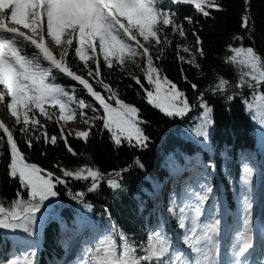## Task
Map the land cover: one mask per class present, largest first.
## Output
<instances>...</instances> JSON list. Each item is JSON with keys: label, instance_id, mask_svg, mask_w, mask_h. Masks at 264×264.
<instances>
[{"label": "snow or ice", "instance_id": "obj_1", "mask_svg": "<svg viewBox=\"0 0 264 264\" xmlns=\"http://www.w3.org/2000/svg\"><path fill=\"white\" fill-rule=\"evenodd\" d=\"M181 4L194 6L204 17L212 10H223L219 0H0V104L15 118L27 148H33L34 140L52 146L63 141L68 153L80 155L69 143L63 123L73 119L78 110L89 127L74 135L85 143L97 128L101 139L107 131L116 149L125 144L148 149L152 142L146 131L149 121L142 118L140 108L122 99L119 88L102 74L104 67L118 68L139 86L137 94L147 104L180 124L186 143L178 157L190 165L184 168L190 176L184 185L183 206L175 190L161 204L159 184L151 192H141L139 212L154 215L155 223L147 232L146 242L137 243L113 220L110 205H103L97 216L88 195L106 184L113 200H118L120 193L128 191L124 174L133 166L145 167L139 156L133 164L107 173L89 164L69 168L57 163L55 170H49L29 162L15 135L17 129L0 119V161L7 158L6 175L17 184L11 199L0 197V229L17 234L20 248L0 264H40L38 228L49 214L63 230L66 247L83 240L76 258L64 264H264V186L257 233L254 167L245 163L242 169L243 190L232 227L234 239L225 260L220 258L219 207L207 209V218L202 221L205 206L216 191L212 184L216 163L211 157L204 162L198 155V150L212 151L216 121L207 93L223 95L228 102L240 97L252 121L258 123L264 143V54L254 46H245L244 35H235L232 39L239 46L229 43L231 55L225 58V63L234 66L235 82L214 71L215 82L201 90L183 68L187 63L201 69V77L205 75L198 60L205 57L203 39L194 31L195 46L176 45L183 80L196 94L195 103H191L187 91L163 74L156 63L165 58L171 36L188 35L175 10ZM249 12L250 7L241 17V28L252 39L255 22ZM184 19L194 23L192 16ZM70 53L83 62L85 74L73 69ZM129 65L139 69L143 81L128 70ZM59 79H66L67 84L57 82ZM193 111L198 114L185 125L183 121ZM41 116L45 121L54 120L58 135L48 133ZM37 125L43 129L38 136L30 131ZM191 152L197 155H188ZM173 156H177L175 149ZM73 181L90 184L74 190L70 186ZM62 191L69 198V218L55 211Z\"/></svg>", "mask_w": 264, "mask_h": 264}, {"label": "trees", "instance_id": "obj_2", "mask_svg": "<svg viewBox=\"0 0 264 264\" xmlns=\"http://www.w3.org/2000/svg\"><path fill=\"white\" fill-rule=\"evenodd\" d=\"M219 2L223 10H212L209 17H204L197 13L192 5L181 4L175 6V10L178 12V21L183 22L184 29L188 35L186 38H181L178 35L171 36L172 45L167 48L165 58L162 62H156L157 66L162 69L163 74L177 83L181 89L187 91L191 103H195L196 94L190 88V85L183 80V75L180 71L181 63L177 59L176 45L189 43L195 46L194 31H198L203 39L205 57H198V60L205 75L201 77L199 75L201 69H197L187 63L183 64V68L184 74L188 76L189 80L197 83L201 90L209 83L215 82L214 71L235 82L234 66L225 63V58L231 55L227 45L233 43L235 46H239V42L232 39L235 35H244L245 46H254L259 52L264 54V0H250V3H246V0H219ZM249 7L250 12L248 14L255 22L254 28H252L251 24L249 25L252 28V39H249V33L241 28V17L245 14V9ZM186 16H192L194 23L188 24L184 19ZM180 54L186 55L183 52ZM69 63L75 71L81 75L85 74L83 62L74 57V53H70ZM128 70L139 74L143 81L142 73L135 66L129 65ZM102 74L107 79V82L119 88L121 98L140 108L142 118L149 121L146 131L151 136L152 142L148 149L140 150L129 147L127 144L116 149L110 143L107 131L103 133V139H101V134L97 128L92 130L88 142L85 143L82 138H77L74 135V130L67 129L64 126L66 133H68L69 143L80 154L74 157L67 152L63 141H58L57 145L52 146L50 144L45 145L42 141L37 142L34 140L33 148L29 149L25 146L24 140L20 139L19 126L15 128L17 129L15 135L21 150L25 152L29 162L38 163L41 167L49 170H55L54 165L57 163L69 168L89 164L97 166L102 172L107 173L113 169L119 170L133 164L134 158L139 156L145 167L140 169L133 166L131 171L124 174L122 179L128 191L120 193L118 200H113L112 192L106 184H102L99 192L89 194L88 200L95 205L97 216L100 215L103 205H110L113 220L118 222V226L129 235L130 239H134L137 243L146 242L147 232L155 223V216H150L147 212L140 213L138 199L142 191L151 192L153 186L159 184L165 175L179 167L183 160L179 159L178 153L186 143L185 137L177 121L166 118L158 110L147 104L141 98V95L137 94L139 86L125 73H122L118 68L109 70L104 67L102 68ZM57 82L67 84L66 79H59ZM97 90L100 89L97 88ZM244 94L250 99L247 89L244 90ZM206 97L214 107V118L216 121L212 133L211 153L215 157L214 161L223 179L225 190L228 191V195L231 197L232 191L238 187L239 181L242 180L244 160L241 154L246 150H250L252 153L257 150L260 128L257 122L252 121L240 97H237L232 102H228L223 95L212 96L211 93H207ZM85 98L88 99L87 96ZM197 114L198 112L193 111L183 123L188 125ZM89 115H91V112H89ZM40 119L41 124L47 125L49 134H59V126L54 120L45 121L42 116ZM82 122L87 128L89 127L83 119ZM8 126L11 127L10 125ZM35 127H37V134L34 135L38 136L43 129L39 125ZM30 131L32 132V130ZM173 149L177 153L175 158ZM224 152L227 153V157L222 158L221 155ZM191 153H188V155ZM208 157L209 155L206 158ZM6 162V157L0 161V197L11 199L17 184L8 179ZM88 184H90V181H73L70 186L74 190H80L86 188ZM212 184L216 186L213 178ZM218 191L216 189V192ZM57 200L59 204H68L69 198L66 191H62L61 197L57 198ZM71 203L75 204V202ZM65 217L69 218L70 214ZM58 229L55 220L45 219L43 221V226L38 234V260L40 264H51V255L57 250H63V247L60 246ZM16 235L8 230L0 229V261H3L5 256L11 257L12 253L10 254L8 247L14 242Z\"/></svg>", "mask_w": 264, "mask_h": 264}, {"label": "rangeland", "instance_id": "obj_3", "mask_svg": "<svg viewBox=\"0 0 264 264\" xmlns=\"http://www.w3.org/2000/svg\"><path fill=\"white\" fill-rule=\"evenodd\" d=\"M78 110H77V114L76 116L73 118V119H70L69 121L67 122H63L64 123V126L67 128V129H71V130H74L75 132L77 130H87V126L85 124H83L81 122V118L79 119L78 117ZM0 119H3L5 121L6 124H9L11 127H14L16 128L18 125L16 124V121H15V118L12 117L6 107L3 105V104H0ZM30 130H32V132L34 134H37L36 130H37V127H32L30 128ZM256 161V162H255ZM248 164L252 167H254L255 171L257 173H259L261 175V181H256L255 184H256V193L254 194L255 195V200L258 199L259 195H260V189L262 188L263 186V182H264V172H261V169L260 167L262 168V165H261V162L258 161V160H255L253 157H249V161H248ZM167 186H169L167 184ZM241 190H243V185L241 184V187H240ZM171 194L168 193L167 195ZM166 195V196H167ZM206 209H211V208H215L214 206H205ZM219 212H220V209H219ZM257 214V213H256ZM62 236H65L64 234H62ZM81 247H83V243L81 244Z\"/></svg>", "mask_w": 264, "mask_h": 264}, {"label": "bare ground", "instance_id": "obj_4", "mask_svg": "<svg viewBox=\"0 0 264 264\" xmlns=\"http://www.w3.org/2000/svg\"><path fill=\"white\" fill-rule=\"evenodd\" d=\"M79 114V113H78ZM79 119L81 118L80 115H78ZM190 175L187 176V178H189ZM177 181V184H176V188L178 189L179 192H181V194H183V190H184V185H185V182L182 181V183L179 181V180H176ZM261 200V199H260ZM181 202H185L183 200V198L180 199ZM261 206V204H260ZM259 211H261V207L259 209ZM238 212V211H237ZM237 212H236V215H237ZM260 217V216H259Z\"/></svg>", "mask_w": 264, "mask_h": 264}]
</instances>
